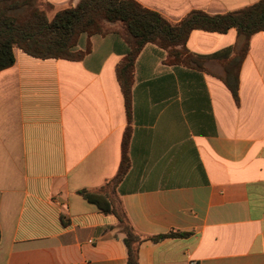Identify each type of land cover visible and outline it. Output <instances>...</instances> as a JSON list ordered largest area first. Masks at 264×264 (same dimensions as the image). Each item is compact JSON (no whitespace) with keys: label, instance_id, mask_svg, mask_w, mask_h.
<instances>
[{"label":"crops","instance_id":"0c3cea01","mask_svg":"<svg viewBox=\"0 0 264 264\" xmlns=\"http://www.w3.org/2000/svg\"><path fill=\"white\" fill-rule=\"evenodd\" d=\"M50 19L81 0H42ZM172 22L259 0H136ZM48 11L52 12V17ZM82 35L80 60L15 48L0 71V264H125L119 219L89 202L118 174L128 128L130 168L107 188L148 239L140 264H264V31L224 81L236 28L195 29L186 48L205 69L171 63L148 43L135 62L130 112L117 75L129 51L122 25Z\"/></svg>","mask_w":264,"mask_h":264},{"label":"trees","instance_id":"16d2710c","mask_svg":"<svg viewBox=\"0 0 264 264\" xmlns=\"http://www.w3.org/2000/svg\"><path fill=\"white\" fill-rule=\"evenodd\" d=\"M121 23L129 43V51L117 67V75L131 109L135 62L148 43L167 50L171 63L193 64L204 70V61L186 48L195 29L225 33L238 30L240 48L225 66L224 81L233 96L238 98L239 69L248 52L251 37L264 31V0L224 14L212 15L203 10H192L179 22H172L162 14L143 6L136 0H81L77 5L58 11L52 19L36 0H0V71L15 63V48L38 58L83 59L91 51L90 42L79 49L82 35L89 37L110 32L108 26ZM131 130L123 138L121 165L116 177L98 191L83 190L81 194L95 203L104 213L118 217L119 228L125 233L128 259L125 264H140L139 250L148 239L186 236L189 233L171 231L158 236H144L131 224L122 204L104 191L123 180L130 168L128 148Z\"/></svg>","mask_w":264,"mask_h":264},{"label":"rangeland","instance_id":"374dc122","mask_svg":"<svg viewBox=\"0 0 264 264\" xmlns=\"http://www.w3.org/2000/svg\"><path fill=\"white\" fill-rule=\"evenodd\" d=\"M41 3H43L42 0H36V4H37L41 9H44V10L47 12L48 7H47V6H42ZM48 14H49L50 17H52V12L48 11ZM113 24H120V25H121V23H119V22H117V23H113Z\"/></svg>","mask_w":264,"mask_h":264},{"label":"built area","instance_id":"2783aa9c","mask_svg":"<svg viewBox=\"0 0 264 264\" xmlns=\"http://www.w3.org/2000/svg\"><path fill=\"white\" fill-rule=\"evenodd\" d=\"M192 264H197L196 262H192Z\"/></svg>","mask_w":264,"mask_h":264}]
</instances>
